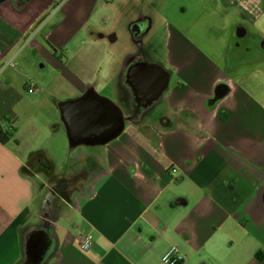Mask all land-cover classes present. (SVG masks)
<instances>
[{
    "label": "crops",
    "instance_id": "0c3cea01",
    "mask_svg": "<svg viewBox=\"0 0 264 264\" xmlns=\"http://www.w3.org/2000/svg\"><path fill=\"white\" fill-rule=\"evenodd\" d=\"M161 2L0 0V264H264V0Z\"/></svg>",
    "mask_w": 264,
    "mask_h": 264
},
{
    "label": "rangeland",
    "instance_id": "374dc122",
    "mask_svg": "<svg viewBox=\"0 0 264 264\" xmlns=\"http://www.w3.org/2000/svg\"><path fill=\"white\" fill-rule=\"evenodd\" d=\"M202 2H204V4H202ZM212 3L211 0H162L156 7L157 22L160 27L167 22L171 23L172 26L176 23L180 27H185L190 23H198L200 29L203 31L201 33L196 32V37H199L197 42L201 47L207 49L208 52L210 49L218 51L216 43L220 39L216 37L220 36L214 32L213 28L207 29L208 26H213L214 23V19L211 15L214 14L215 7L212 6ZM182 9H186L187 11L182 12ZM230 27V24H228L226 20H223V30H221L220 34H228L227 32H229ZM159 47L163 48V43H160ZM249 69L252 68L249 67ZM252 74L255 80V90H264V72H262V69Z\"/></svg>",
    "mask_w": 264,
    "mask_h": 264
},
{
    "label": "built area",
    "instance_id": "2783aa9c",
    "mask_svg": "<svg viewBox=\"0 0 264 264\" xmlns=\"http://www.w3.org/2000/svg\"><path fill=\"white\" fill-rule=\"evenodd\" d=\"M15 62L10 61L7 66L15 67ZM34 90L33 88H29L28 92L32 93ZM175 172V171H174ZM80 247L82 250L86 251L89 250L92 246L93 239L90 235H84L80 237ZM182 261V257L179 254L176 247H172L167 253L164 254L162 257V262L164 264H180Z\"/></svg>",
    "mask_w": 264,
    "mask_h": 264
},
{
    "label": "trees",
    "instance_id": "16d2710c",
    "mask_svg": "<svg viewBox=\"0 0 264 264\" xmlns=\"http://www.w3.org/2000/svg\"><path fill=\"white\" fill-rule=\"evenodd\" d=\"M13 133H14L13 128L10 129L0 128V141L3 143H7L12 137Z\"/></svg>",
    "mask_w": 264,
    "mask_h": 264
}]
</instances>
